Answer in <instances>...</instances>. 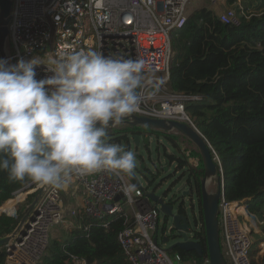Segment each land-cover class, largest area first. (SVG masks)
<instances>
[{"label": "built area", "instance_id": "1", "mask_svg": "<svg viewBox=\"0 0 264 264\" xmlns=\"http://www.w3.org/2000/svg\"><path fill=\"white\" fill-rule=\"evenodd\" d=\"M13 2L8 39L11 64L21 58L29 60L79 49H92L119 58H143L153 69L160 86L154 93L146 91L140 109L132 114L194 125L186 106L201 101L202 96L171 93L167 89L174 64L172 36L184 28L192 0H100V7L97 0ZM211 2L216 4L217 0ZM245 2L226 0L228 7L220 13L221 22L240 26L250 16ZM69 19L73 21L68 27ZM36 74L37 79L51 75L44 65L36 68ZM181 159L186 161L183 170L191 169L189 158ZM73 176L67 190L40 186L43 192L38 198L35 220L30 222L21 241H15L10 250L7 248L6 264H39L50 246L54 227L88 231L89 226L83 224L88 217L103 221L102 225L108 228L107 219L112 216L124 218L125 228L118 239L130 264L184 262L180 254L171 257L165 248L167 219L161 207L153 204L142 189L136 188L135 195H126L122 191V186L127 184L125 178L106 170ZM221 181L224 188L223 178ZM161 216L166 226L161 227ZM219 221L222 250L224 244L230 264H253V237L262 234L264 220L252 214L244 202H228L223 196L219 203ZM196 226L197 232L192 231L190 237L198 241L195 236L202 227L200 223ZM72 260L74 264H86L77 257L72 256ZM205 264H210L208 257Z\"/></svg>", "mask_w": 264, "mask_h": 264}, {"label": "trees", "instance_id": "2", "mask_svg": "<svg viewBox=\"0 0 264 264\" xmlns=\"http://www.w3.org/2000/svg\"><path fill=\"white\" fill-rule=\"evenodd\" d=\"M258 8L261 12L244 18L240 26L222 23L208 8L192 12L184 28L172 36L174 64L167 89L202 96L201 101L188 103L186 111L216 158L225 198L228 202H244L252 214L264 220V1ZM131 134L163 136L177 147L175 135L144 127L122 126L108 132L106 139L121 144L128 142ZM195 154L202 162L199 152ZM167 161H177L179 169L186 165L185 160L172 155ZM203 177V164L198 170L188 171V184L199 200ZM32 183L29 179L10 181L0 170V213L8 214L0 216V239L17 229L37 197L36 192L26 198L41 184L18 196ZM23 197L26 199L13 217ZM200 217L202 229L195 238H199L208 257L202 211ZM107 220L105 228L103 221L87 217L83 224L89 226L88 231L72 229L66 237H52L39 264H74L72 256L86 264H130L118 239L125 228L124 218L112 216ZM258 245L256 242L252 249L253 264H264V255L256 257L261 249ZM176 253L184 262H205V257L195 253ZM6 255L7 247L0 246V264H6Z\"/></svg>", "mask_w": 264, "mask_h": 264}, {"label": "clouds", "instance_id": "3", "mask_svg": "<svg viewBox=\"0 0 264 264\" xmlns=\"http://www.w3.org/2000/svg\"><path fill=\"white\" fill-rule=\"evenodd\" d=\"M102 6L97 0V7ZM51 75L36 78V68ZM160 81L143 58L92 49L0 58V170L10 181L67 190L74 176L106 170L134 177L136 156L107 141V129L137 112ZM135 184H124L129 195Z\"/></svg>", "mask_w": 264, "mask_h": 264}, {"label": "water", "instance_id": "4", "mask_svg": "<svg viewBox=\"0 0 264 264\" xmlns=\"http://www.w3.org/2000/svg\"><path fill=\"white\" fill-rule=\"evenodd\" d=\"M13 6V0H0V57L7 60H9L10 57L8 39L10 35V23L12 21ZM72 21V19H69L68 27ZM117 126H129L135 128L144 127L158 132H164L176 136L178 135L188 140L195 146L201 156L204 169V177L201 180L200 203L205 225L207 256L210 264H227L222 250L219 221V203L221 198L225 196V191L222 187L221 177L219 176L218 167L215 163V157L212 155L211 147L201 132L191 123L149 118L145 116H137L135 114H130L120 125ZM117 126L110 125L107 129V133L114 130ZM128 137L133 140L137 147H139L141 143L145 146L150 144V136L148 135L131 134ZM136 157L141 160V157L138 154H136ZM157 165L159 166V164ZM169 166L170 163L168 162L167 166L163 168L162 171L168 172ZM141 168L145 170L147 168L146 164L142 162ZM160 175L161 170L157 169V174H153V178L149 182V187H152L153 189L151 191L142 187L136 175L129 179L137 188L142 189L145 192L147 198H149L153 204L161 207V212L166 217L167 223L169 220L172 221L173 226L170 229L175 232V238L178 240L168 249V251L180 250L186 253H195L200 258L205 257V251L201 243L190 237L192 230L189 224L188 214L184 206V197H192L194 193L191 192L192 188L188 184V180L186 185L178 191V194L180 195L179 198H169L168 190L161 196L157 194V189L161 187V184L155 183L156 180L159 179ZM163 181L164 179L161 180V183H163ZM32 185L30 184L25 187L21 192H27ZM42 192L43 188H40V190L37 191L38 196L30 206L28 213L23 217L17 229L10 236L0 239V246H6L8 250H10L15 241H21L22 236L26 234V230L30 226V222L35 220L38 198ZM32 194H34V192L28 194L26 198ZM119 199L120 197L117 198V200ZM179 200L178 209L175 213V204H177ZM2 214L7 213L1 212L0 216ZM169 242L170 236H165L163 239L164 245Z\"/></svg>", "mask_w": 264, "mask_h": 264}, {"label": "rangeland", "instance_id": "5", "mask_svg": "<svg viewBox=\"0 0 264 264\" xmlns=\"http://www.w3.org/2000/svg\"><path fill=\"white\" fill-rule=\"evenodd\" d=\"M209 1L210 0H192L191 4H189L188 6V13L191 14L192 12L200 10L205 7H213ZM225 1L226 0H218V2H220V4L222 5L223 9L226 8L225 5L223 4ZM262 1L264 0H246L244 6L247 8L246 11L247 14L251 15L255 13H260L261 9H259L258 6L262 4ZM120 127L122 126H119L115 129H118ZM175 137H176L177 147L163 136L158 137L154 134L150 136V144L148 146H145L143 143H141L140 146L137 147L132 139H129L128 142L127 140H124L121 143V145H123L126 149L132 150L135 153V156L136 154H138L141 157V160H139L136 157L137 167L135 170V175L139 179L142 187L145 189L147 188L150 191L153 190L152 187L151 188L149 187V182L152 180L153 174L154 175L157 174V169H159L161 170V175L159 176V179L156 180L155 184L160 183L161 187L157 189V194L161 196L165 191L168 190L169 198L180 197L178 191L186 185V182L188 180V171H190L191 169L198 170L201 168V164H202L198 155L195 154V152L197 151L195 146L181 136L175 135ZM170 155L175 156L176 158L179 159L188 157L192 163L191 169H187V170H183L182 168L179 169L177 162L174 161L170 164L169 171L163 172L162 169L165 168L168 164L167 156ZM142 162L146 164L147 168L145 170L141 168ZM157 164H159V166ZM124 178L127 184H133V182L129 179V177L125 176ZM162 179H164L163 183H161ZM34 185H38V183ZM136 188L137 187H135V190L132 192L133 195H135ZM20 194H22V192H20L18 196ZM179 202L180 200L178 201L177 204H175V208H174L175 213L177 212ZM184 206L188 214V220L191 226V230L193 231V233L197 232L196 220L200 219V207L196 194H194L192 197L191 196L184 197ZM17 209L18 206L16 207V210ZM14 216L15 217L17 216V212H15ZM163 224L164 226H166L165 218L164 216H161V227L163 226ZM172 226H173L172 221L169 220L166 227L167 229L165 230L166 235L170 236V242L165 245V248L167 250L178 240L175 238V232L169 229ZM54 230H57L61 234L60 237L58 236L57 232L53 233L54 235L53 237L58 239L66 237L67 232L70 231L61 227H54ZM261 233H262L261 235L255 234L256 236H255L254 245L256 244V242H259L258 247L261 248L260 252L256 253V257L264 255V226L262 227ZM169 254L171 255V257H174V250L169 251ZM223 254L225 255L228 264H230L231 260L229 257L226 256V248L224 244H223ZM180 264H205V262L197 263L196 261H191V262L188 261Z\"/></svg>", "mask_w": 264, "mask_h": 264}, {"label": "crops", "instance_id": "6", "mask_svg": "<svg viewBox=\"0 0 264 264\" xmlns=\"http://www.w3.org/2000/svg\"><path fill=\"white\" fill-rule=\"evenodd\" d=\"M211 4H212V6L213 7H205V8H208V9H210V10H212V11H214L218 16H219V18H220V13H222L223 11H225L226 9H227V7H228V5H226L225 4V2L223 3L224 5H225V9H223L222 8V5L220 4V2H218V0H217V3L216 4H214L213 2H211V0L209 1ZM190 15V14H189ZM177 33V32H176ZM175 34V33H174ZM33 185L34 184H36V183H32ZM37 189H39L40 190V187L39 188H37ZM191 192H193V191H191ZM34 193H36V192H34ZM37 196H38V194H37ZM25 198L23 197V200H24ZM36 199V198H35ZM25 201V200H24ZM21 203H23V201L22 202H19L18 204H17V206L19 205V204H21ZM16 206V207H17ZM16 210V209H15ZM29 211V210H28ZM16 212H17V210H16ZM28 213V212H27ZM10 216V215H9ZM13 217H15V216H13ZM196 223H200L201 224V217H200V219H197L196 220ZM201 227H202V224H201ZM55 232H57L58 233V236H60L61 237V234L57 231V230H54L53 231V233H55ZM257 235H259V234H257ZM54 236V235H53ZM255 236L256 235H254V241H255ZM191 262V261H190Z\"/></svg>", "mask_w": 264, "mask_h": 264}, {"label": "flooded vegetation", "instance_id": "7", "mask_svg": "<svg viewBox=\"0 0 264 264\" xmlns=\"http://www.w3.org/2000/svg\"><path fill=\"white\" fill-rule=\"evenodd\" d=\"M191 188H192L193 193L197 195L196 191H194V189H193L192 186H191ZM198 203H199V207H200V215H201V203H200L199 198H198ZM198 241H199V240H198Z\"/></svg>", "mask_w": 264, "mask_h": 264}]
</instances>
